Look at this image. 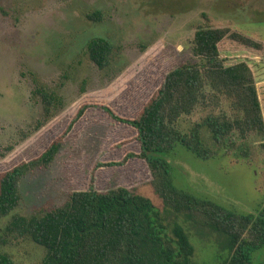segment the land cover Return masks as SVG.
Wrapping results in <instances>:
<instances>
[{
	"label": "rangeland",
	"instance_id": "obj_1",
	"mask_svg": "<svg viewBox=\"0 0 264 264\" xmlns=\"http://www.w3.org/2000/svg\"><path fill=\"white\" fill-rule=\"evenodd\" d=\"M97 10L101 19H90L88 14ZM204 26L232 27L264 43V0H0V175L39 156L84 103L107 104L123 117H136L169 70L200 61L192 46L197 29ZM95 36L107 37L116 46L108 69H100L87 55V42ZM229 46L221 51L226 65L244 60L254 66L255 54ZM39 82L55 88L64 104L34 131L44 110L33 95ZM207 113L200 108L183 116V129ZM136 136L132 127L90 109L51 167L23 179V201L16 211L31 214L63 204L70 192L88 186L97 162H118L130 152L139 153ZM260 139L248 137L247 158L221 151L204 160L177 146L166 155L175 184L237 212L263 211ZM96 184L100 191L132 188L168 214L147 164L139 158L124 166L101 167ZM8 219L0 221V229ZM182 221L195 247V262L224 264L229 251L223 236L193 220ZM0 250L28 264L46 256V249L32 240L13 241ZM253 257L255 264H264V247Z\"/></svg>",
	"mask_w": 264,
	"mask_h": 264
},
{
	"label": "trees",
	"instance_id": "obj_2",
	"mask_svg": "<svg viewBox=\"0 0 264 264\" xmlns=\"http://www.w3.org/2000/svg\"><path fill=\"white\" fill-rule=\"evenodd\" d=\"M101 11L88 14L101 19ZM228 49H242L264 56V43L232 27H199L193 53L199 62H186L169 70L155 93L136 117H123L111 106L84 103L66 129L36 158L21 162L0 175V247L21 239L32 240L46 249L35 264H197L195 247L183 223L193 220L223 236L228 258L224 264H255L254 253L264 247V210L241 213L211 199L179 188L166 157L182 145L200 159L216 158L221 151L249 157L248 137L257 135L264 148V117L256 78L247 61L226 65L221 57ZM87 55L100 69L111 67L116 46L104 36L87 42ZM33 95L43 104L40 130L63 107V98L53 87L36 83ZM228 104V105H225ZM207 114L189 129L182 118L197 109ZM90 109L105 112L114 121L132 127L140 152H130L118 162H97L86 188L69 193L55 207L31 214L16 211L23 201V179L37 169H47L56 160L66 139ZM143 160L152 175V185L168 210L162 214L152 199L132 188L119 186L100 191L98 169L124 166L129 160ZM180 219V220H179ZM0 264H28L16 261L0 250Z\"/></svg>",
	"mask_w": 264,
	"mask_h": 264
},
{
	"label": "crops",
	"instance_id": "obj_3",
	"mask_svg": "<svg viewBox=\"0 0 264 264\" xmlns=\"http://www.w3.org/2000/svg\"><path fill=\"white\" fill-rule=\"evenodd\" d=\"M254 59L255 63L254 66H251V68L253 69L256 78L258 95L262 107V114L264 117V56L256 55Z\"/></svg>",
	"mask_w": 264,
	"mask_h": 264
}]
</instances>
